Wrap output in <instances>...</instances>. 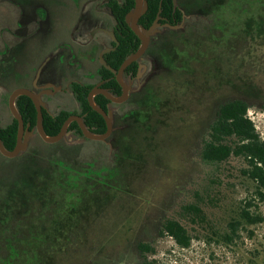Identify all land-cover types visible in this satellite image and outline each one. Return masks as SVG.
Here are the masks:
<instances>
[{
  "label": "rangeland",
  "instance_id": "1",
  "mask_svg": "<svg viewBox=\"0 0 264 264\" xmlns=\"http://www.w3.org/2000/svg\"><path fill=\"white\" fill-rule=\"evenodd\" d=\"M25 1L29 12L39 1L52 8V45L70 43L78 17L72 0ZM5 2L0 0V29L15 28L16 9ZM187 8L201 15L189 18L185 13L176 29L185 28L182 35L166 37L170 43L162 45L158 63H148L135 81H127L137 91L152 78V89L143 91L138 101L110 107L116 117L115 143L69 134L63 148L33 143L40 149L35 162L55 154L43 193L44 201L52 200L51 215L42 209L32 215L19 244L24 246H17L24 256L33 253L35 264H264L263 203H254L250 210L263 222L241 229L232 244L208 243L197 235L182 249L159 235L164 217L198 202L212 182L222 184L237 203L251 194V187L238 180L241 166L236 162L212 165L200 158L219 105L246 102L247 116L264 141V0H188ZM38 47L39 37L25 49L29 79L30 69L44 60ZM44 102L51 114L80 111L72 96ZM10 122L7 95L1 94L0 126ZM32 136L28 132L30 147ZM70 172L81 175L70 183ZM35 232L50 240L32 246L39 240L32 238ZM140 243L149 244L154 253L142 259Z\"/></svg>",
  "mask_w": 264,
  "mask_h": 264
},
{
  "label": "trees",
  "instance_id": "2",
  "mask_svg": "<svg viewBox=\"0 0 264 264\" xmlns=\"http://www.w3.org/2000/svg\"><path fill=\"white\" fill-rule=\"evenodd\" d=\"M145 2L147 8L139 19V27L147 29L159 10L160 16L166 17L169 21L175 19L179 22L181 13L176 11L173 14L171 0H145ZM132 8L133 1L131 0L125 13L132 11ZM123 17L124 14L121 15V20ZM127 30V34L124 32L126 36L124 45L105 57L106 63L114 69H117L136 49L137 46L133 41L136 40L137 44L139 42L136 36L129 29ZM101 71L104 74L103 77L112 76L105 69ZM104 87L106 89L116 87L117 93L119 92V87L113 79ZM89 89L75 85V99L81 108L80 116L83 117L85 127L91 133L101 135L106 131L105 122L88 105ZM20 101H25L22 104H26L23 106L25 109H19L20 114L23 118L24 114L26 115L30 129H34L36 123L34 106L26 97H21ZM94 103L106 111V104L109 102L102 96H96ZM247 110L248 104L242 100H229L218 106L215 117L208 127L207 136L202 142L200 158L203 162L212 165L236 162L241 166L238 170V180L245 181L251 187V194L248 199L237 203L233 197L228 196L222 184L212 182L211 188L198 202L182 205L174 216L164 217L159 235L171 238L182 249L188 248L192 239L197 235L202 236L208 243L232 244L239 238L241 229L263 222L260 215L253 214L250 210L256 202L264 204V141L260 139L252 121L247 116ZM42 116L44 133L53 137L59 133L69 114L62 111L54 118L44 113ZM70 129H75L79 133L75 123L70 125ZM16 136L17 122L15 120L8 126L0 128V140L6 150H13ZM111 139L112 143H115L116 135L113 134ZM33 143L39 146L62 147V142L46 144L35 134L32 138V147L28 146L16 158L8 159L0 156V264H20L22 262L35 264L36 261L31 259L33 253L24 256L17 246L20 248L24 246L19 244L24 232L28 230L26 226L31 223L32 215H36L41 209L49 211V216L52 212L48 207L52 200L44 201V198L47 199V193L45 195L43 193L49 178H52L50 171L54 168L51 159L55 154L37 157L40 161L35 162L34 155L40 149L34 148ZM71 173L68 174L70 183L81 175V173ZM216 212L219 213L218 218L215 216ZM12 233L14 235H9ZM32 238L39 239L32 244L34 247L40 245L42 247L44 241L50 240L46 239L45 235L41 238L36 232ZM138 251L142 259L154 253L150 245L145 243L138 245Z\"/></svg>",
  "mask_w": 264,
  "mask_h": 264
},
{
  "label": "flooded vegetation",
  "instance_id": "3",
  "mask_svg": "<svg viewBox=\"0 0 264 264\" xmlns=\"http://www.w3.org/2000/svg\"><path fill=\"white\" fill-rule=\"evenodd\" d=\"M5 1L6 4H11L13 8L16 9L15 18L17 16V25L15 26V28L17 29L11 27L0 29V34H5L4 38L0 37V96L1 94H3V96L7 95V109L11 115V122L15 120V118L13 117L10 111L9 99L10 96L17 90H27L33 93L34 95H37L41 103L42 114H47L51 118H54L59 112H67L69 116L64 120V122L70 116L79 117L83 122V117L80 116L81 108L79 104L77 103L80 109L79 112L59 110L57 113L51 114L44 108L45 104H47L44 102V99L51 102L53 101V98L55 96L65 95L72 96L73 101H76L74 95L75 85L90 88L88 90L87 97L88 94L95 87L107 91L108 94L113 97L121 96L122 87L116 80V74L106 68L109 67L115 72H117L120 66L117 69L112 68L106 63L105 57L111 53H114L120 46H123L124 41L126 40L124 32L127 34V29L131 31L129 25L126 22V16L129 13H125L127 7L131 4V0H72L74 6H76L78 10V17L75 21L74 29L71 33V40L70 43L66 42L60 43L58 45H52V39H50L52 38L51 36L53 35L54 31L51 27L56 21V17H54L51 11L52 8L45 5L42 1H39L36 5H34V9L29 12L26 8L28 5H25V0H23L22 2H18L16 0ZM132 1L134 8L135 3L134 0ZM171 2L173 14L176 11H179L181 13L179 22H177V20L175 19L169 21L166 17L160 16L159 10L154 21L147 28L149 29L151 26L154 25V23L156 24V27L150 35L149 43L146 50L136 61L131 63L120 76L121 82L125 87L128 88L127 100L121 104H115L106 99L101 94H97L94 96H102L109 102L106 104V111H104L103 109L102 110L106 114L110 115L113 130L111 135L105 141H102L103 143L111 142V137L113 136V134L116 133H114L116 117L115 115L110 114V107H114L117 105H125L126 103L130 102L131 99L132 101H138L141 98V95L144 94L143 91L145 92V90L152 89V78L146 81L144 85L137 91H132L131 86L130 84H127V81H135L139 77L141 69L143 67H146L148 63H158V59L161 56L159 51H161V48L163 49L162 45L170 43V40L166 39V37L177 36L178 34L182 35V32L185 30V28H182L180 31L176 29L182 24L183 17L184 15H186L185 13H187V16H189V18L193 16L198 18V15H201L197 11H192L187 8L188 0H176L175 5L173 4L172 0ZM193 12H196V14H194ZM122 14H124L123 20H121ZM38 37V53L44 57V60L39 65L34 67L33 70L30 69L31 75L33 74V76L31 77V79H29V73L27 72V69L29 71V62L28 58H26L25 49L28 46L29 42L34 41V39H37ZM136 38L139 42L137 44L136 40L133 41L137 47L134 51L130 53L129 56L136 53L140 48L141 41L137 36ZM77 60L88 61V65H94V67L95 65L97 66L93 70H89L87 64H78L79 62ZM102 60L104 61L105 65L102 64ZM102 69L109 71L112 76L109 78L103 77L104 74L101 71ZM95 78H97L98 81L96 84L85 83L87 80H93ZM25 79H29L28 83L26 84H24ZM112 79L115 80L119 87L118 93V89L116 87H111L108 89L104 87V85H106ZM21 97L26 96L15 97L14 108L16 109L23 121L25 131H33V138L35 134L37 136L38 134L36 132L35 127L34 129H30V123L26 121V115L24 114L23 118V116L20 114L19 109H25L23 106L26 105L22 104V102L25 101H20ZM28 99L34 106L32 100L30 98ZM60 105H62V103H60L59 106ZM34 109L36 111L35 106ZM72 123H75L77 125L79 133L75 129H70V125ZM3 127L0 126V128ZM86 130L91 133L87 128ZM68 134L73 137L77 136L87 141H91L83 136L80 127L75 121L71 122L68 125L64 137L59 142H62L63 144V141H66L65 139ZM28 146L29 144H27L26 149L28 148ZM0 156L2 155L0 154Z\"/></svg>",
  "mask_w": 264,
  "mask_h": 264
},
{
  "label": "water",
  "instance_id": "4",
  "mask_svg": "<svg viewBox=\"0 0 264 264\" xmlns=\"http://www.w3.org/2000/svg\"><path fill=\"white\" fill-rule=\"evenodd\" d=\"M173 4H176V0H172ZM134 8L132 9L131 12L126 16V22L129 25L131 31L139 38L141 41V45L139 50L134 53L133 55L129 56L119 67L118 71L115 72L109 67H106L107 69L111 70L113 73L116 74V80L122 87V94L119 97H113L110 94H108L107 91L100 89L98 87H95L92 89V91L88 94L87 100L89 106L96 112L98 113L103 120L105 121L106 124V132L102 135H95L89 133L82 120L79 117L76 116H70L62 125L60 132L56 136H47L42 127V112H41V103L37 95H34L33 93L27 91V90H17L15 91L9 99V107L10 111L15 118V120L18 123V130H17V139H16V145L12 151H8L4 148L2 145V142L0 140V154L8 159H13L16 158L20 153L24 152L27 147V139H28V132L25 131L23 121L14 108V100L15 97L17 96H26L30 98L36 108V123H35V129L38 134V136L41 138V140L46 143V144H55L59 142L65 135L66 129L68 125L75 121L77 122L78 126L80 127L83 136L91 141H98L102 142L105 141L112 133V120L109 114H106L102 109L97 107L94 103V96L97 94L103 95L106 99L111 101L112 103L115 104H121L127 100L128 97V88L123 85V83L120 80V76L123 73V71L134 61H136L146 50L148 43H149V38L150 35L152 34L154 28L156 27V24L154 23L153 26H151L149 29H144L138 26V21L140 17L143 15L147 8V4L145 0H134ZM102 64L105 65L104 61L102 60Z\"/></svg>",
  "mask_w": 264,
  "mask_h": 264
}]
</instances>
